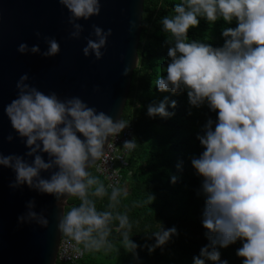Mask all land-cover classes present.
<instances>
[{"label": "clouds", "instance_id": "clouds-1", "mask_svg": "<svg viewBox=\"0 0 264 264\" xmlns=\"http://www.w3.org/2000/svg\"><path fill=\"white\" fill-rule=\"evenodd\" d=\"M59 3L70 13L69 38L74 40L81 39L85 31L79 21L90 20L102 11V0ZM221 17L229 24L233 20L237 23L235 28L222 30V47L189 41V29L198 27L200 18L215 22ZM160 23L163 31L170 34L167 43L173 46L168 49L166 76L159 77L155 86L161 92L187 91L190 105L199 108L207 102L210 110L217 113V120L209 118L203 134L197 136L204 151L191 160L203 177L202 225L210 242L194 257V264H206L208 260L228 264L221 261L219 249L238 240L243 242L236 253L243 258L242 264H264V0H183L174 6V14L162 17ZM91 28L82 51L85 57L94 55L100 60L113 31L97 24ZM135 28L132 21L130 31ZM44 40L48 45L44 51L38 44L29 47L27 43L19 44L17 50L46 58L60 54V43L54 37ZM129 70L125 67L123 75L127 76ZM28 80V74L21 75L16 84L17 98L4 109L28 149L24 155L0 152V166L15 172L10 187L27 185L57 201L78 198V205L67 210L62 207L59 232L89 250H99L105 244L110 248V224L118 221L124 249L134 252L139 245L131 238L128 215L112 211L120 196H127V190L113 187L109 195L105 185L89 171L93 163L105 156V148L111 146L110 137H118L129 122L123 118L114 120L78 96L62 100L55 92L45 94ZM169 104L173 109L177 106L175 100L165 97L158 105H148L147 113L169 118L175 114L168 111ZM7 139L11 142L14 138L9 135ZM136 145L135 140H126L123 148L131 151ZM43 154H47V160ZM45 172L50 175L43 176ZM175 181L173 177L172 182ZM106 195L109 210L100 211L92 197ZM153 199L150 196L148 202ZM35 205L34 199L29 201L28 211L19 220L47 227L49 220L34 210ZM175 234V227L165 229L161 225L149 237H154L155 243L145 246L152 252Z\"/></svg>", "mask_w": 264, "mask_h": 264}, {"label": "trees", "instance_id": "trees-1", "mask_svg": "<svg viewBox=\"0 0 264 264\" xmlns=\"http://www.w3.org/2000/svg\"><path fill=\"white\" fill-rule=\"evenodd\" d=\"M182 2L145 0L139 59L122 116L133 123L137 145L131 152L127 168L122 171L123 180L118 187L122 192L127 190V196L121 195L112 211L128 215L132 224L131 238L139 247L134 252L124 249L122 233L117 230L118 221H113L111 235L107 238L110 248L105 244L99 250H89L79 244L85 252L83 259L76 263L58 261L57 264H194V257L210 243L202 225L205 208L203 177L193 168L191 160L204 151L197 136L203 134V126L209 118L217 120V113L210 110L207 102L199 108L190 105L187 91L177 94L161 92L154 83L159 77L166 76L170 62L168 49L173 46L167 43L171 37L163 31L161 18L174 14V6ZM236 26L235 20L229 24L222 17L215 22L200 18L199 26L189 29V41L198 40L222 47L225 43L222 30ZM165 97L176 101V108L168 106V111L175 114L169 118L149 116L148 105H158ZM89 171L107 188L106 181L93 167ZM107 191L110 195L112 190L107 188ZM150 196L154 198L151 203L148 202ZM92 198L96 199L98 210H109L108 195ZM79 203L78 198L72 197L65 210ZM161 225L165 229L175 227L177 234L164 246L149 252L145 245L155 243V238L149 237ZM63 238L72 240L64 234ZM242 243L238 240L227 248H220L221 261L242 264L243 258L236 254ZM206 264L219 262L208 260Z\"/></svg>", "mask_w": 264, "mask_h": 264}, {"label": "water", "instance_id": "water-1", "mask_svg": "<svg viewBox=\"0 0 264 264\" xmlns=\"http://www.w3.org/2000/svg\"><path fill=\"white\" fill-rule=\"evenodd\" d=\"M144 3L145 0H102L101 14L79 21L85 31L81 39L74 40L69 38L70 13L59 0H0V152L24 155L28 151L4 111L17 98L16 84L23 74L29 76L27 83L45 94L55 92L62 100L78 96L114 120L122 118L139 59ZM132 21L136 28L130 31ZM92 24L113 31L100 60L94 55L85 57L82 51ZM37 33L41 35L37 37ZM44 37H54L60 43L59 55L46 58L18 52L21 43L29 47L38 44L42 51L46 50ZM125 67L130 69L127 76L123 75ZM9 135L14 138L11 142ZM43 155L47 160V154ZM14 181L15 172L0 166V264H57L63 237L57 228L58 217L69 199L57 201L27 185L12 188ZM33 199L34 210L49 220L47 227L19 220Z\"/></svg>", "mask_w": 264, "mask_h": 264}, {"label": "built area", "instance_id": "built-area-1", "mask_svg": "<svg viewBox=\"0 0 264 264\" xmlns=\"http://www.w3.org/2000/svg\"><path fill=\"white\" fill-rule=\"evenodd\" d=\"M111 146L106 147L105 156L98 160L93 168L98 176L106 181L107 188L120 187L123 174L122 171L127 168L131 151L125 150L123 144L126 140H135V129L133 123L116 138H111ZM84 250L79 244L68 238L60 241L58 249V261L63 263H76L83 259Z\"/></svg>", "mask_w": 264, "mask_h": 264}]
</instances>
